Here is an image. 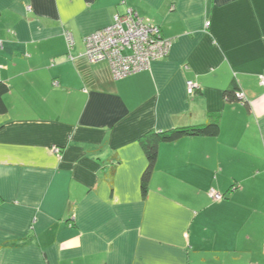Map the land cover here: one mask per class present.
I'll return each mask as SVG.
<instances>
[{
	"label": "crops",
	"instance_id": "obj_1",
	"mask_svg": "<svg viewBox=\"0 0 264 264\" xmlns=\"http://www.w3.org/2000/svg\"><path fill=\"white\" fill-rule=\"evenodd\" d=\"M128 9L171 47L114 79L83 39ZM0 82V264H264V0H0ZM208 121L142 198V137Z\"/></svg>",
	"mask_w": 264,
	"mask_h": 264
},
{
	"label": "built area",
	"instance_id": "obj_2",
	"mask_svg": "<svg viewBox=\"0 0 264 264\" xmlns=\"http://www.w3.org/2000/svg\"><path fill=\"white\" fill-rule=\"evenodd\" d=\"M65 36L70 47L71 36L68 32ZM83 44V56L88 62L106 63L114 79L147 69L152 62L166 58L171 47V42L161 35L158 26L143 20L132 9L123 15H116L110 25L87 35ZM54 85L57 83L54 82ZM195 88L194 82H186L188 95H193ZM236 98L243 100L244 95L237 92ZM54 151L57 153L59 149ZM208 195L214 201L224 199L214 190L209 191Z\"/></svg>",
	"mask_w": 264,
	"mask_h": 264
},
{
	"label": "trees",
	"instance_id": "obj_3",
	"mask_svg": "<svg viewBox=\"0 0 264 264\" xmlns=\"http://www.w3.org/2000/svg\"><path fill=\"white\" fill-rule=\"evenodd\" d=\"M236 89L232 88L224 96L227 101L236 99ZM7 84L0 82V114H4L7 107L4 102V96L8 93ZM219 134V127L216 122L208 121L206 124L196 127L181 128L165 133H152L142 137L140 142L143 145L147 167L140 180L141 196L144 198L148 191V184L152 173L153 166L157 157L158 144L162 142H174L182 137H216Z\"/></svg>",
	"mask_w": 264,
	"mask_h": 264
}]
</instances>
